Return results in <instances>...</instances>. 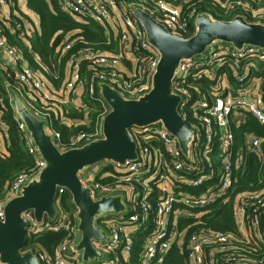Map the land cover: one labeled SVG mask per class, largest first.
<instances>
[{
	"label": "built area",
	"instance_id": "built-area-1",
	"mask_svg": "<svg viewBox=\"0 0 264 264\" xmlns=\"http://www.w3.org/2000/svg\"><path fill=\"white\" fill-rule=\"evenodd\" d=\"M185 1L55 0L61 12L102 26L119 43L118 51L113 53L84 50L71 54L66 63L64 89L73 92L87 87L93 95L95 84L106 83L128 99L148 92L158 53L145 42L133 8L149 14L170 33L186 38L184 34L197 13L193 8L187 17L183 16ZM221 2L225 11L238 12L235 16L240 14L250 17V22L264 23V8L252 6L256 0ZM3 4L14 6L12 0H0V6ZM7 17L6 27L19 40L32 34L26 17L17 16L12 22L10 15ZM62 45V51L72 47L66 40ZM0 51L6 77L17 85L12 92L45 121L47 131L59 143V133L51 130L49 109L56 98L49 85L23 63L18 49L1 34ZM83 64H87L84 67L89 75L83 73ZM263 88L264 49L245 47L238 51L229 45H217L180 63L173 92L180 97L178 114L193 133L189 155L182 153L175 137L157 122L130 129L136 144L135 162L110 163L101 175L89 171L86 176L81 174L94 200L121 194L126 203L124 213H111L98 220L106 239L92 242L94 249L103 254L93 264H163L172 246L184 251L187 264H264V138L243 128L248 120H253L264 130ZM31 93L38 95L46 107H39ZM11 99L12 96L10 103ZM95 100L101 108L92 129L78 132L67 146L60 145L61 150L80 147L102 136V120L110 108L98 90ZM48 106L51 107L47 109ZM16 123L34 165L10 182L5 200L0 202V220L6 202L18 196L26 182L45 166L23 124L18 119ZM3 128L0 120V132ZM237 129L242 131L241 138ZM2 137L8 141L5 132ZM63 190L57 188L53 220L36 222L32 212L21 215L29 222L26 250H32L38 264H83L80 253L71 251L77 242L76 212L61 208ZM224 204L232 207L235 231L222 232L203 225L191 228L183 223L198 222ZM43 233L61 234L52 252L35 240ZM30 239L34 241L31 244ZM136 245L139 250H135Z\"/></svg>",
	"mask_w": 264,
	"mask_h": 264
},
{
	"label": "water",
	"instance_id": "water-1",
	"mask_svg": "<svg viewBox=\"0 0 264 264\" xmlns=\"http://www.w3.org/2000/svg\"><path fill=\"white\" fill-rule=\"evenodd\" d=\"M133 13L144 31L145 42L158 53L157 66L150 90L136 99L123 97L106 83L97 84L98 93L110 108L102 120L101 138L61 150L57 139L47 131L45 121L12 92L14 115L23 124L45 166L26 182L18 196L4 205L0 220V264H38L32 250H26L29 222L21 215L32 212L36 222L53 220L58 187L69 193L76 209L77 242L71 251L80 253L83 264H93L103 257L92 244L106 239L98 220L111 213H124L126 203L121 194L94 200L81 174L102 162L118 165L135 162L136 144L130 129L157 122L175 137L179 149L188 156L193 133L178 114L180 97L173 92L180 63L217 45H229L238 51L245 47L264 49V23L250 22L240 14L220 20L208 12H199L192 20L193 34L184 38L170 33L138 7L133 8Z\"/></svg>",
	"mask_w": 264,
	"mask_h": 264
},
{
	"label": "trees",
	"instance_id": "trees-1",
	"mask_svg": "<svg viewBox=\"0 0 264 264\" xmlns=\"http://www.w3.org/2000/svg\"><path fill=\"white\" fill-rule=\"evenodd\" d=\"M120 3H131L138 0H115ZM223 0H186L182 7L183 16L187 17L190 10L194 8L195 14L199 12H208L214 18L220 20H230L238 12L225 11L220 7ZM260 1V0H256ZM29 10L34 12L39 19V31L32 32L27 35L24 40H19L13 30H9L5 25L1 27L2 34L6 41L20 52L23 63L36 71L40 76H43L46 83L51 87L54 94L60 97L58 92L64 90V80L67 73V59L71 54L79 51L91 50L96 53H113L118 51L119 43L114 34H108L105 28L94 22H83L76 16H69L61 12L55 0H26ZM261 7L264 8V3L261 0ZM256 2L252 5L256 7ZM14 7L16 5L14 4ZM257 8V7H256ZM13 18H18L17 15L10 14V22ZM248 21H253L250 17ZM1 23V22H0ZM193 28L189 25V30L184 36H191ZM69 41L72 43L70 50L62 51V42ZM83 64V73L89 75ZM99 69V67H97ZM6 71L3 70L2 77L5 83L8 84L9 91L2 87L0 82V114L4 132L8 136V141L0 140L4 149L0 153V202L5 200L9 184L13 178L20 172L29 169L34 165V159L26 150V144L17 127L15 115L10 103V92L16 89L15 81L6 77ZM230 78V76H229ZM82 102L84 108L71 110L70 117L83 118L84 111L87 112L89 119L88 124L68 127L64 124L62 116L50 114L51 130L59 133V143L63 147L67 146L73 136L78 132L91 130L95 124L97 115L100 112V103L95 100L97 95V86L94 85V93L90 95L87 87H83ZM39 107H46L45 103L40 101V97L31 93ZM264 103V88L262 92ZM51 107V106H50ZM49 106L47 109L50 108ZM51 109V108H50ZM49 109V112H50ZM70 109L64 110L67 118V112ZM63 111V112H64ZM247 127L249 130L256 132L264 138V130L253 120H248ZM237 129V136L241 138L242 131ZM244 131V130H243ZM3 138V137H2ZM264 147V144H263ZM109 166H104L103 169H109ZM255 175V174H253ZM64 191V190H63ZM60 206L65 212H74L75 208L72 204L69 193L65 190L60 196ZM185 225H190L191 228H196L203 225L212 230L231 232L235 231L234 217L230 204H224L216 212L203 215L198 219V222L188 220L183 222ZM59 233H43L35 238L36 242L43 246L48 252H52L53 248L60 240ZM34 242L30 239L29 243ZM135 250H139V245H136ZM163 264H187L186 256L183 250L172 246Z\"/></svg>",
	"mask_w": 264,
	"mask_h": 264
},
{
	"label": "crops",
	"instance_id": "crops-1",
	"mask_svg": "<svg viewBox=\"0 0 264 264\" xmlns=\"http://www.w3.org/2000/svg\"><path fill=\"white\" fill-rule=\"evenodd\" d=\"M12 2L16 5V7L14 6H10L9 4H3L0 6V34H2L1 31V27L4 25H7V15L15 14L17 16H24L26 17V24L27 26L29 25L32 32H38L39 31V19L38 16L32 12L31 10H29V8L27 7L26 4V0H12ZM261 5V4H260ZM260 5H256L257 8H259L258 10H263L261 8ZM3 15H6V17L4 18ZM1 19H5L4 22ZM4 69V56L0 51V82L2 83V87L7 91H9L8 89V85L7 83H5V80L2 77V72ZM6 71V70H4ZM5 78V77H4ZM49 89L51 90V92H53V90L51 89V87L49 86ZM83 88H76V90H74L73 92H67L65 89L63 91H59L58 94L60 97L55 96L54 94L53 97L56 98V101L52 104V107L50 109V113L54 114L55 116L59 115L62 116V119L64 122V124H66L68 127L71 126H79V125H87L88 124V117H87V112L86 109L84 111L83 114V118L79 119V118H68L70 117L69 114L71 110H76V108H84L85 105H83L84 103L82 102V95H83ZM10 96H12V91L10 92ZM66 109H70L67 112V118L63 116V114L65 115L66 112L64 110ZM64 111V112H63ZM0 120H1V114H0ZM3 140L2 138V134L0 133V140ZM0 149H4L3 144L0 142Z\"/></svg>",
	"mask_w": 264,
	"mask_h": 264
},
{
	"label": "rangeland",
	"instance_id": "rangeland-1",
	"mask_svg": "<svg viewBox=\"0 0 264 264\" xmlns=\"http://www.w3.org/2000/svg\"><path fill=\"white\" fill-rule=\"evenodd\" d=\"M262 2L264 3V0H262ZM260 3H261V0H260L259 2H256L257 5H260ZM76 17H78L79 19L83 20L82 17H79V16H76ZM109 164H110V163H108V162H102V163H99L98 165H96V166L90 168L89 170H87V171H86L85 173H83V174L86 176L87 173H88V171H89V172L92 173L93 175H94V174H99V175H101V174H102V169H103V167H104V166H109ZM75 255H76V254H74V256H75Z\"/></svg>",
	"mask_w": 264,
	"mask_h": 264
},
{
	"label": "flooded vegetation",
	"instance_id": "flooded-vegetation-1",
	"mask_svg": "<svg viewBox=\"0 0 264 264\" xmlns=\"http://www.w3.org/2000/svg\"><path fill=\"white\" fill-rule=\"evenodd\" d=\"M101 137H102V136H101ZM101 137H100V138H101ZM98 139H99V138H98ZM75 212H76V209H75Z\"/></svg>",
	"mask_w": 264,
	"mask_h": 264
}]
</instances>
